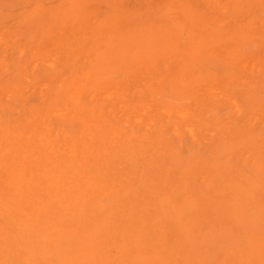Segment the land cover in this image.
Segmentation results:
<instances>
[{"label":"bare ground","instance_id":"6f19581e","mask_svg":"<svg viewBox=\"0 0 264 264\" xmlns=\"http://www.w3.org/2000/svg\"><path fill=\"white\" fill-rule=\"evenodd\" d=\"M162 1L151 29L124 0H35L20 10L28 40L38 31L49 39L34 54H64L37 76L0 59L9 73L0 76V264H264V79L242 91L246 123L218 117L229 85L203 88L193 63L218 49L233 68L242 50L215 49L211 21L198 17L191 32L190 10ZM100 2L96 20L89 9Z\"/></svg>","mask_w":264,"mask_h":264},{"label":"rangeland","instance_id":"374dc122","mask_svg":"<svg viewBox=\"0 0 264 264\" xmlns=\"http://www.w3.org/2000/svg\"><path fill=\"white\" fill-rule=\"evenodd\" d=\"M31 1L32 0H0V56H1L0 59H2L5 63L7 62L6 64H8V66H10V69H11V71L13 73L16 72V71H20L23 68V67H21L19 65H25L26 64L24 71H26L30 76L31 75L37 76V75H40V74H48V71L45 69V65L47 66L48 61L50 59H52L53 57H55L54 54H57L56 57L60 58L64 54V51L60 50V49H58V50L54 49V50L50 51V53L47 54V55H40V53H37V54H39V56H38L37 54H34L33 48L36 47V46H39L43 50L46 46H48L49 39L46 38V37H42L41 38V34L38 31L35 34V37L32 40H28L29 39L28 37L30 35V30L31 29H24L25 26H26L24 21H18L16 19H18L22 15V13L19 14L21 12L20 10L24 11V10L30 8V6L34 5V3H36V2H40L42 4L48 5V4L54 3L56 0H36V2H35V0H33L32 2ZM211 1L212 0H195V2H194V0H175L174 1V5H176L177 8H183V9L185 8L186 11L190 10L189 12L191 14V17L190 16L186 17V24H187V27H188L187 29L188 30L191 29L190 30L191 32H193V31L195 33L196 32L197 33L200 32L199 29H198V27H199L198 25L199 24L196 25V23H200L199 22L200 19L198 17L201 16L200 18L208 19L209 22L211 21L210 22L211 23V27H209L208 28L209 30L207 29V31H205V32H207L206 34H208V36L206 38L208 40V43L211 44V45H214L216 43L214 45L215 49H216L218 44L219 45H226V46H230L232 44L230 47H227V49H230V50H232L231 47H233V49H235L236 48V47H234L235 45L239 46V48H241L242 55L239 58L240 62L233 68H232L231 65L228 66L227 63H225V64L222 63V62H224L223 61L224 58H222V57H225L226 53H224L223 51H218V49H217V50L212 51L211 54L209 53V51H204V53H203L204 58L198 59L197 62L193 63V67H194L193 70L198 75L200 74V77H202V78L205 77L206 78V79L204 78L205 79V83H203L204 84L203 88H212L213 86L217 87V85H219V87H220V86L223 85L222 83H228V85H229L228 91L230 92V96L232 95L231 96L232 99L229 100V101H225V103L223 105H225V104L226 105L224 107H223V105H221L222 108L219 106L216 109L215 113H216V115L218 117H223L224 114L225 115L229 114V115H231L233 117L235 116L234 118L235 119L237 118L238 121L240 122V124L243 125V123H246L245 119L247 120V118L250 117L249 116L250 113H248L247 112L248 110L245 109L246 107L244 105H246V104H245V102L243 100L244 98L242 96V91H244V89L247 90L249 88L254 89L256 86H257L256 88H257L258 91H259V86H260V90H261V83L258 82V81L260 79H264V76H261V75H264V70L261 69V68H264V67H262V66H264V59L261 58V57H264V51H261L262 49H264V40H262V38H264V34H262V33H264V31H262V30H264V8H262V7H264V0H248V1L247 0H240V1L239 0H235V4L236 5H234L235 8H234L233 11L230 8H227L225 10L222 7V5L224 6L226 3H229V5L231 6V3H232V2H230L231 0L230 1L226 0L227 2L224 0V3H223L222 0H216L215 2H211ZM237 1H239V2H237ZM245 1H246L247 5L245 4ZM215 3H216V5H215ZM259 3L261 5H259ZM124 5L129 7V8H132L133 11H138L140 13V16H141V19H142V27L149 28V29L154 28L156 25L158 26L160 24V22H161L160 20H162L158 16V14L156 13L155 8H160V11L159 10L158 11L161 12V13H163L164 9H165V7H162L164 5V2L162 0H124ZM241 5L243 7H245V8H242ZM257 6H258V8H256ZM241 9L243 11L240 12L239 10H241ZM89 10L92 12L93 17L96 20H100V19L102 20L104 18V16H105V13H106V7H105V4L103 2L91 5ZM193 11H195V12L193 13ZM228 13H229V15H227ZM248 13L250 14L249 17H248ZM233 15H235V16H233ZM244 15H246V16H244ZM178 16L180 18V21H184L185 20L184 16H182L180 13H179ZM193 17H194V19L197 17L196 18L197 20L195 19V20L191 21L193 19ZM227 18H229V19H227ZM239 19H240V21H239ZM188 21L190 22V24H189ZM215 21L218 23V24L216 23V26H215ZM192 22L194 23V25H193ZM14 25H17V26H14ZM189 25H190V27H189ZM231 27H233V28H231ZM210 28H211V30H210ZM254 28H257L258 30L254 29ZM174 29H176V28H174ZM216 29H217V31H216ZM26 30L29 31V32L27 33ZM255 30H257V31L260 30V31L257 32ZM212 31L213 32L216 31V32H214V35L215 34H217V35L214 36ZM236 32H237V36L238 35L240 36L239 40H236L237 36L235 38L234 37L227 38L230 33L233 34V33H236ZM209 33H210V36H209ZM251 33H253V34H251ZM22 34H25L26 37L22 36ZM176 35L179 36V37L181 36L180 39L182 41H186L187 40L186 32H182V31L178 32L176 30ZM219 35H221V36H219ZM257 35H259V36H257ZM222 36H223L224 39L221 38ZM252 36H257V38L256 37H252ZM253 38H254V41L256 39L255 42L253 41ZM15 39H17V40H15ZM11 40H14V41H11ZM227 41L229 42L230 45L228 44ZM13 42H16V43H13ZM224 42H227V43L224 44ZM221 43H223V44H221ZM234 43H236V44L234 45ZM15 44H16V46H15ZM246 45H247L248 48H250L249 49L250 51L248 50V48H246ZM12 46H14V47L12 48ZM260 47H262V48H260ZM257 51L260 52L261 54L259 55V53ZM252 52H254V53L256 52V55H254V53L252 54ZM206 54H207V56H206ZM208 54H210V56ZM223 54H225V55H223ZM2 55H3V57H2ZM221 55H223V56H221ZM32 56L35 58V61H34V58ZM215 57H216V59H215ZM217 57L219 58V60H217ZM248 57H249V59H248ZM220 60H222V62ZM259 60L262 62V65H261ZM256 61H257V63L259 62V64H257ZM218 62H221V64L218 63ZM250 62L253 65H250L251 64ZM248 63H249V65H248ZM40 64H43V65H40ZM226 64H227L228 68L225 67ZM241 64H242V66H241ZM11 66H13V67H11ZM247 67L248 68L250 67V69H248ZM251 67H252V69H251ZM224 68H227L228 70H225ZM238 68H239V70H237ZM212 70H215V71H212ZM259 70L262 71V72H260ZM206 71L207 72L210 71V72H208V74L211 73V75L210 74L209 75L206 74L207 73ZM223 71H224V74H223ZM216 72L219 73V74H217ZM252 72L255 73V74L258 73L257 76L254 75V74L252 75ZM214 73H216V74H214ZM8 74H9L8 72H6V71L2 72L0 70V76L7 77ZM222 74H223L224 78L222 77ZM233 74L234 75L237 74L236 77ZM250 74L253 77H251ZM259 76H261V77H259ZM217 77H219V78H217ZM211 79L213 80V82H212ZM253 79H254V81H253ZM227 80H230V81H227ZM240 80H242V81H240ZM256 80H257V82H255ZM142 81H143V79H142ZM233 82H234V84H233ZM206 83H208V84H206ZM257 83H259V84H257ZM25 84L26 83L24 82L23 85H25ZM245 84H247L248 87ZM248 84H251V85H248ZM262 87H264V86H262ZM262 90H264V88H262ZM239 93H240L241 97H240ZM262 95H264V94H262ZM238 96H239V98H238ZM240 98L242 100H240ZM38 102H39L38 99H36L34 96L28 97V103L29 104L38 103ZM242 102H244V105L241 104ZM236 104H238V105L240 104V105L243 106L241 108V110H242L241 112H237L238 109H236L237 107L234 106ZM227 106L231 107V109L228 108ZM223 108L225 110H223ZM243 109L246 110L245 113L247 112L244 116L248 115L249 117L247 116V118L245 117V118L241 119L240 117H244L243 114H242V113H244ZM259 113H257V115ZM236 114H237V116H236ZM257 115H256V117L259 116L258 118L262 117L260 115H258V116ZM261 115H262V113H261ZM144 117H145V115H144ZM243 119H244V122H243ZM249 121H250V119H249ZM168 135H170L171 138L175 141V143H177L176 142V140H177L176 135L172 131H169ZM206 137L210 138L211 136L210 135H206ZM188 140H189L188 136H186L185 139H183V143L184 144H182V146L180 147V148H182V150L186 149L185 145L188 143ZM202 150H205V152H207V154H210L209 152L213 151L211 146L202 147Z\"/></svg>","mask_w":264,"mask_h":264}]
</instances>
